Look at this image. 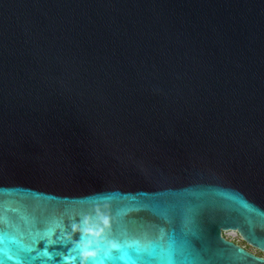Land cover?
Instances as JSON below:
<instances>
[{"label":"water","instance_id":"1","mask_svg":"<svg viewBox=\"0 0 264 264\" xmlns=\"http://www.w3.org/2000/svg\"><path fill=\"white\" fill-rule=\"evenodd\" d=\"M264 0H0V264H264Z\"/></svg>","mask_w":264,"mask_h":264},{"label":"rangeland","instance_id":"2","mask_svg":"<svg viewBox=\"0 0 264 264\" xmlns=\"http://www.w3.org/2000/svg\"><path fill=\"white\" fill-rule=\"evenodd\" d=\"M222 237L227 240V241H230L242 248H244L245 250H247L248 252L256 255V256H260L262 258H264V254H261L260 252H258L257 250L255 249H252L250 248L249 246H247L246 244H244L240 237L233 231H225V232H222Z\"/></svg>","mask_w":264,"mask_h":264},{"label":"flooded vegetation","instance_id":"3","mask_svg":"<svg viewBox=\"0 0 264 264\" xmlns=\"http://www.w3.org/2000/svg\"><path fill=\"white\" fill-rule=\"evenodd\" d=\"M247 251V250H246ZM254 255V254H253ZM256 256V255H255ZM258 257H260V256H258Z\"/></svg>","mask_w":264,"mask_h":264}]
</instances>
